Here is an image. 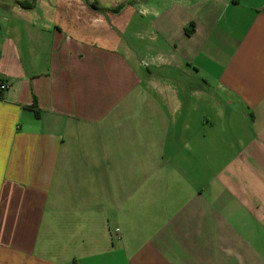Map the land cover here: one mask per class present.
<instances>
[{
  "label": "crops",
  "instance_id": "crops-1",
  "mask_svg": "<svg viewBox=\"0 0 264 264\" xmlns=\"http://www.w3.org/2000/svg\"><path fill=\"white\" fill-rule=\"evenodd\" d=\"M0 82V264H264V0H0Z\"/></svg>",
  "mask_w": 264,
  "mask_h": 264
},
{
  "label": "trees",
  "instance_id": "trees-1",
  "mask_svg": "<svg viewBox=\"0 0 264 264\" xmlns=\"http://www.w3.org/2000/svg\"><path fill=\"white\" fill-rule=\"evenodd\" d=\"M90 6H93V7H94L95 5H94V3H91ZM121 6H122V5L120 4V5L116 6V7L113 8V9H110V10H111L112 12L116 13V12H118V11L120 10ZM0 96H1V90H0Z\"/></svg>",
  "mask_w": 264,
  "mask_h": 264
},
{
  "label": "built area",
  "instance_id": "built-area-1",
  "mask_svg": "<svg viewBox=\"0 0 264 264\" xmlns=\"http://www.w3.org/2000/svg\"><path fill=\"white\" fill-rule=\"evenodd\" d=\"M6 88V84L5 83H2L0 82V90H4Z\"/></svg>",
  "mask_w": 264,
  "mask_h": 264
},
{
  "label": "rangeland",
  "instance_id": "rangeland-1",
  "mask_svg": "<svg viewBox=\"0 0 264 264\" xmlns=\"http://www.w3.org/2000/svg\"><path fill=\"white\" fill-rule=\"evenodd\" d=\"M121 17L124 18V15H122Z\"/></svg>",
  "mask_w": 264,
  "mask_h": 264
}]
</instances>
